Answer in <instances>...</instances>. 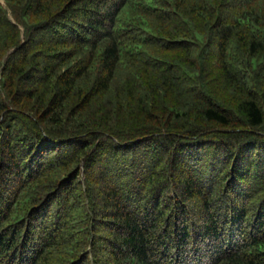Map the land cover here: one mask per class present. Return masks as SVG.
Instances as JSON below:
<instances>
[{
	"label": "trees",
	"instance_id": "16d2710c",
	"mask_svg": "<svg viewBox=\"0 0 264 264\" xmlns=\"http://www.w3.org/2000/svg\"><path fill=\"white\" fill-rule=\"evenodd\" d=\"M0 264H264V0H0Z\"/></svg>",
	"mask_w": 264,
	"mask_h": 264
}]
</instances>
